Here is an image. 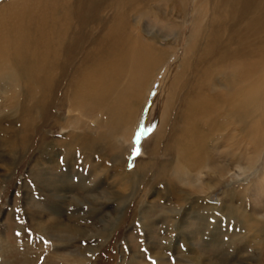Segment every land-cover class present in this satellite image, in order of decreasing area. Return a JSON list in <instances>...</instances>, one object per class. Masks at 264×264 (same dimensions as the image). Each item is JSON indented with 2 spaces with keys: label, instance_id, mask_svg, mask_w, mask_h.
Returning a JSON list of instances; mask_svg holds the SVG:
<instances>
[{
  "label": "rangeland",
  "instance_id": "1",
  "mask_svg": "<svg viewBox=\"0 0 264 264\" xmlns=\"http://www.w3.org/2000/svg\"><path fill=\"white\" fill-rule=\"evenodd\" d=\"M96 1L97 4L86 6L87 0H30L28 5L42 10L62 4L63 9L70 6V14L79 16L77 21H71L70 31H74L71 35L79 42L72 61L77 63L93 42H100L110 31L123 0ZM229 1L182 0L178 3L172 0L165 9L157 0H130V9L134 12L137 8H151L152 16L146 15L140 22L142 30L137 33L140 37L156 46H167L166 33L175 27L180 40L176 51L172 50L175 45L169 44L172 48L168 61L146 78V83L150 81L147 87H140L144 97L138 101L136 113L131 112L130 122L123 124L119 132L112 134L105 123L96 126L98 120H108L101 110L94 119L86 120L94 132V148L90 152L69 149L58 142L80 130L84 120L63 106L66 97L61 96L62 87L55 88L56 101L48 108V113L39 115L41 124L51 113V123L37 127L31 137L32 144L21 143L18 149L12 150L0 140V264H264V240L259 246L254 239L250 244L233 245L231 238L237 233L233 225L226 226V221L219 220L218 212L205 201L188 206V200H184L176 207L174 203L180 189L176 185L167 188L165 179L159 177L162 163L172 159L167 146L172 127L177 128L182 104L202 98L201 86L210 67L206 59L210 58L209 52L219 56L224 49L225 55L229 52L227 58L232 61L231 65L238 52L245 66L257 60L249 51L262 46L264 0ZM16 2L18 0H0V6ZM34 3L38 7L32 5ZM85 14L90 16L85 17ZM193 17H197L196 27L191 25ZM130 22H138L134 13L130 14ZM190 37L200 42V47L186 54L191 60L188 68L182 70L178 66L176 69L180 89L176 92L174 107H170L166 132L155 140L160 126L158 117L166 107V103L162 105V99L157 98L161 94L159 83L168 67L186 49V40ZM203 49L209 50L206 55L200 52ZM231 52L237 55L232 58ZM133 72L125 71L124 77H131ZM67 75L62 76L64 89ZM11 89L9 85L0 88L1 125L6 108L14 102ZM147 91L148 98L144 102ZM209 98L214 99V95ZM29 106L30 103H22L20 108L31 121L37 111L32 113ZM61 126L67 127V131L61 130ZM16 127L24 132L33 128L19 123ZM106 132V137L99 138V134ZM230 132L222 133L224 137L237 133L235 129ZM137 135L140 136V153L133 155L131 149ZM43 136L46 142L56 144L54 148L41 147L39 140ZM226 144H209L207 153L211 161L205 165L209 167L187 178V182L194 185L203 178L209 186V194L203 193V197L216 205H243L241 215L253 216L255 206H264L261 196L264 193V147L246 141L240 146L230 143L228 152L234 154H228ZM145 163L151 166L142 168ZM217 168H221L222 174L216 181L220 180L221 184L211 189L212 179L205 175L209 171L218 174L214 171ZM261 172V178L254 184V176ZM202 211L207 214H200ZM260 213L264 215V209L256 216ZM199 217L205 218L200 220Z\"/></svg>",
  "mask_w": 264,
  "mask_h": 264
},
{
  "label": "bare ground",
  "instance_id": "2",
  "mask_svg": "<svg viewBox=\"0 0 264 264\" xmlns=\"http://www.w3.org/2000/svg\"><path fill=\"white\" fill-rule=\"evenodd\" d=\"M29 1L18 0L15 4L5 3L0 6V88L11 86L13 89L9 92L14 97V102L6 108L5 119L1 121L2 125L0 124V140L4 146L12 150L18 149L21 143L27 146L32 144L31 137L37 132V127L51 123V113L45 116L41 124L39 115L48 113V108L56 101L55 88L62 87L61 96L63 94L66 97L63 106L68 107L71 113L79 115L84 120L80 130L58 142L69 149L76 148L81 152H90L94 148L92 139L94 132L90 130L86 120L94 119L96 112L101 110L106 113L108 120L105 122L98 120L96 126L105 123L110 127L112 134L119 132L123 124L130 122L131 112L136 113L138 101L144 97L145 93L140 91V87L144 88L145 85L147 87L150 81L146 83V78L156 72L157 66L168 61V52L172 48L169 44L175 45L172 48L173 51L177 50L180 37L176 36L174 27L166 33L164 38V41L168 42L167 46H156L143 39L137 33L142 30L140 25L142 17L151 15L150 6L140 10L137 8L136 15L134 9H130V0H123L122 8L110 31L106 32L100 42H93L89 51L84 53L77 63H74L72 61L75 60L79 42L72 36L74 31L70 33L71 21L74 22L75 19L77 21L79 16L75 17V14L69 13L70 6L63 9L65 5L61 4L39 10V8L30 7ZM87 1L86 6L97 4L96 0ZM157 1L166 9L170 7L172 0ZM234 1L229 2L234 3ZM181 2L182 0H178V3ZM32 5L38 7L36 3ZM132 13L138 22H130ZM196 13L194 8V14ZM87 16L90 15L85 14V17ZM193 18L191 25L196 27L197 17ZM191 37L186 40V49L184 48L178 60L168 67L163 81L159 83L158 88L161 87V94L157 95V98L160 97L162 105L165 102L166 107L158 117L160 126L155 140L166 132L170 107H174L175 95L180 89L179 71L176 69L178 66H181L182 70L188 68L191 60L186 54L200 47V42L195 41L194 37L192 40ZM260 43L262 46L249 51L257 56V60L250 66L244 65V58L241 57L240 52L238 55L235 52L230 53L232 58L237 55L232 65V61L227 58L229 52L225 55L224 49L219 56H213L209 52L210 58L206 59L210 67L207 68L205 81L201 86L202 98L197 102L186 100L182 104L177 128L174 130L175 126L172 127L170 142L168 146L165 145L170 150L172 159L163 162L159 172L160 179H165L167 182V188L176 185L180 189L179 197L174 203L176 207L184 200H188L186 203L188 206L205 201L211 205L212 210L218 212L219 220L221 218L222 222L226 221V226L233 225L237 230L231 238L233 245L247 242L250 244L254 239L259 246L264 240V215L261 216L260 213L256 216V213L262 212L264 206H255L253 216H242L243 205L241 207L228 204L216 205L202 196L203 193H208L209 188L203 178H199L198 183L194 185L187 182V178L209 167L205 166L211 161L207 148L212 142L227 143L224 145L227 152L230 143L240 146L242 141L264 147L263 37ZM241 49L248 53L244 48ZM207 51L209 50H200L203 55H206ZM130 70L135 71L133 75L124 77V72L130 73ZM63 75H67V81L64 84L66 89L61 86L64 82ZM211 95H214V99L209 98ZM147 96L148 91L144 102ZM22 103H30L32 113L37 111L36 117L34 116L31 121L20 108ZM46 104L48 107H45ZM18 123L33 128L29 132L20 131L16 127ZM55 124L58 123L55 121ZM66 128L61 126L64 132ZM231 129H235L236 135L224 137L222 132L231 133ZM107 134L108 132L99 134V138L106 137ZM39 142L42 148L48 150L56 145L46 142L44 136ZM228 154H234V152H228ZM145 165L151 166L145 163L141 167ZM214 171L218 174L209 171L205 175L212 179L211 189L221 184L220 180L216 181L218 178L221 179V168ZM261 174L262 172L254 176V184L261 178ZM261 196L264 197V193ZM262 201L264 202V199ZM207 211H202L200 214H207ZM199 218L203 220L205 217Z\"/></svg>",
  "mask_w": 264,
  "mask_h": 264
},
{
  "label": "snow or ice",
  "instance_id": "3",
  "mask_svg": "<svg viewBox=\"0 0 264 264\" xmlns=\"http://www.w3.org/2000/svg\"><path fill=\"white\" fill-rule=\"evenodd\" d=\"M139 145H140V136L137 135L135 140H134V146L131 149V152L133 155H139V153H140V146ZM28 231L30 232L31 230H28ZM17 235L19 236V235H21V233L17 232ZM41 239H43V238L41 237ZM85 243H87V242H85Z\"/></svg>",
  "mask_w": 264,
  "mask_h": 264
}]
</instances>
